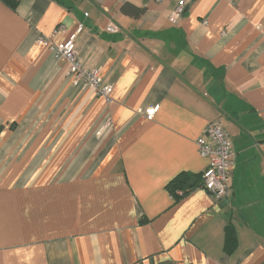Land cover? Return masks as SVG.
<instances>
[{
  "label": "crops",
  "instance_id": "crops-1",
  "mask_svg": "<svg viewBox=\"0 0 264 264\" xmlns=\"http://www.w3.org/2000/svg\"><path fill=\"white\" fill-rule=\"evenodd\" d=\"M179 1L0 0V264H264V0L171 21ZM76 32L107 96L51 49ZM215 119L235 151L219 203L196 146Z\"/></svg>",
  "mask_w": 264,
  "mask_h": 264
},
{
  "label": "built area",
  "instance_id": "built-area-1",
  "mask_svg": "<svg viewBox=\"0 0 264 264\" xmlns=\"http://www.w3.org/2000/svg\"><path fill=\"white\" fill-rule=\"evenodd\" d=\"M184 12V1L180 0L170 16L171 21L177 20ZM107 29L113 31L116 27L109 24ZM79 31V30H78ZM77 31V32H78ZM77 32L73 34L62 46L51 47L59 59L69 65V72L75 77H83L87 86L97 90L98 93L107 96L111 86L102 83L97 71L84 69L76 51ZM47 41H45L46 43ZM156 107H148L142 112L147 118H151ZM110 124V119H105L97 130V135L105 130ZM198 153L208 159V165L201 173V187L208 193L213 203L221 202L228 194V179L231 175L235 160V151L232 147L230 137L222 121L215 119L209 122L201 135L196 139ZM181 194L180 190L176 191Z\"/></svg>",
  "mask_w": 264,
  "mask_h": 264
},
{
  "label": "trees",
  "instance_id": "trees-1",
  "mask_svg": "<svg viewBox=\"0 0 264 264\" xmlns=\"http://www.w3.org/2000/svg\"><path fill=\"white\" fill-rule=\"evenodd\" d=\"M189 178L186 176H178L174 178L168 185L170 189V193L175 200L181 199L184 195H186L193 187L188 186ZM180 190L181 194H177L176 191ZM234 243V235L231 227H227L225 229V241L224 247L227 251L231 250V247Z\"/></svg>",
  "mask_w": 264,
  "mask_h": 264
},
{
  "label": "water",
  "instance_id": "water-1",
  "mask_svg": "<svg viewBox=\"0 0 264 264\" xmlns=\"http://www.w3.org/2000/svg\"><path fill=\"white\" fill-rule=\"evenodd\" d=\"M192 184H193V183H192V182H190V183H189V186H192Z\"/></svg>",
  "mask_w": 264,
  "mask_h": 264
}]
</instances>
